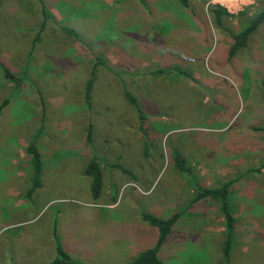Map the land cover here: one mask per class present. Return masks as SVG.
Returning a JSON list of instances; mask_svg holds the SVG:
<instances>
[{
  "label": "rangeland",
  "instance_id": "rangeland-1",
  "mask_svg": "<svg viewBox=\"0 0 264 264\" xmlns=\"http://www.w3.org/2000/svg\"><path fill=\"white\" fill-rule=\"evenodd\" d=\"M43 1L52 15L47 21L40 0H0V105L8 100L0 113V201H34L33 186L20 196L3 191L30 174L27 148L34 138L48 190L34 198L60 201L42 220L61 205L77 209L93 198L85 169L97 154L101 199L122 201L132 226H148L142 211L182 212L160 252L166 264H224L219 201L191 199L194 182L232 181L237 230L229 264H264V24L246 47L229 52L232 35L264 0H189V7L178 0ZM216 4L230 13L221 24L212 12ZM4 66L22 79L19 85ZM178 155L192 174L178 168ZM74 209L64 213L72 217L64 222L70 234L83 218ZM10 210L0 202V223ZM11 230L0 232V263L13 252Z\"/></svg>",
  "mask_w": 264,
  "mask_h": 264
},
{
  "label": "crops",
  "instance_id": "crops-1",
  "mask_svg": "<svg viewBox=\"0 0 264 264\" xmlns=\"http://www.w3.org/2000/svg\"><path fill=\"white\" fill-rule=\"evenodd\" d=\"M44 169L46 168L43 161L42 183L31 195L34 201L28 202L21 198L12 203L0 201L9 210L13 207L19 208L8 211L9 219L0 223V232L15 229V231L11 230L15 242L13 252L8 253L7 261L0 264H51L58 256L55 234L63 249L74 260L85 264H127L156 243L159 235L158 228L151 224L142 225L140 228L138 224L132 226L127 211L119 209L122 203L120 200L109 201L101 198L93 200L92 198L89 201H80L79 207L81 208L77 209L61 205L46 220H42L44 215L51 210L50 207L60 202L45 199L38 201L34 198L37 191H48L46 186H43ZM30 170V174L24 175L16 187L3 186L5 194L20 196L22 193H28L33 186L32 165ZM27 178L31 179V185L27 184ZM69 209H74L75 215L83 216L79 224L74 227L72 234L64 226L66 218H72L71 216L65 217L64 213L68 212L73 215V211ZM57 213L63 214L64 218L61 217L58 221ZM13 214L26 218L15 220Z\"/></svg>",
  "mask_w": 264,
  "mask_h": 264
},
{
  "label": "trees",
  "instance_id": "trees-1",
  "mask_svg": "<svg viewBox=\"0 0 264 264\" xmlns=\"http://www.w3.org/2000/svg\"><path fill=\"white\" fill-rule=\"evenodd\" d=\"M42 2V13L45 18V21L52 17L50 11L47 9L46 4L43 0ZM183 6L189 7V0H178ZM212 12L215 15V20L218 24H221L223 15H230L228 10L219 4H216L212 7ZM264 24V8L258 12L255 17L250 21V23L239 33L232 35V45L230 47V55L234 56L241 48H244L248 45L249 39L252 34H254L259 27ZM68 33L74 34L75 31L71 28H66ZM97 63L111 70L109 66L106 65L104 60L100 57L97 58ZM162 71V70H160ZM5 76L14 81L17 85H19L22 81L21 78L16 77L13 72L4 66ZM95 78H91L87 84L86 91V101L88 105L92 104V89L94 86ZM124 96L126 100L133 105L136 111L139 114L142 122L146 120V116L139 104L138 98L128 89L124 91ZM8 103V100H5L0 105V113ZM88 141L93 142V125L90 124L88 130ZM28 153L31 155V165L33 168V189L42 183V173H43V160L41 156V152L37 146V138H34L32 142L29 143L27 148ZM176 164L178 168L186 172L188 174H192V169L187 166L186 160L182 158L180 155L176 158ZM114 166L122 168L125 172L132 174V172L120 164H114ZM85 173L88 176L92 177V194L95 200L101 198L103 188H104V176L102 172V168L100 165L99 156L94 154L91 161L88 163ZM133 175V174H132ZM135 177V175H133ZM193 186V197L191 199V204L197 203L199 201H204L208 199L217 200L220 203V210L223 214L224 225H225V242L223 245V259L224 264H229L231 261L234 238L236 236L237 230V217L234 213V207L231 203V185L232 181H226L221 186L217 187H208L203 186L197 182H194ZM141 216L143 220L147 221L149 224L154 225L159 230V235L156 243L141 252L137 257H135L132 261L127 264H166L164 260L160 257L159 253L163 247V245L169 239L170 234L172 233L173 228L178 223L180 218L182 217V212H176L169 217H161L155 215L153 213L142 211ZM55 237L57 239V253L58 256L52 261L51 264H85L83 262H79L74 260L69 253H67L63 247L61 246L60 240L58 236Z\"/></svg>",
  "mask_w": 264,
  "mask_h": 264
}]
</instances>
